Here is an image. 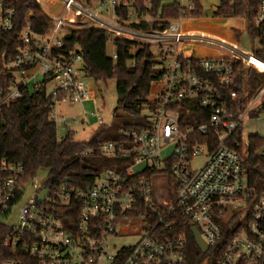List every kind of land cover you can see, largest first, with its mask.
I'll list each match as a JSON object with an SVG mask.
<instances>
[{
	"label": "built area",
	"instance_id": "2783aa9c",
	"mask_svg": "<svg viewBox=\"0 0 264 264\" xmlns=\"http://www.w3.org/2000/svg\"><path fill=\"white\" fill-rule=\"evenodd\" d=\"M61 1L62 14L50 16L53 23L44 34L33 32L29 23L18 33L5 65L13 81L6 93L0 87V106L21 98L24 89L42 86L52 100L49 118L67 129L65 118H58L57 103L95 102L93 89L80 77L82 56L76 50L59 52L65 36L60 32L68 23L136 35L154 45L153 68L162 85L143 125L120 128L117 138L97 146L110 166L89 186L62 182L50 189L43 182L27 192L34 177H26L21 163L0 162V227L9 255L0 264H187V238L179 229L185 218L198 229L207 250L223 245L217 264H264V193L247 187L242 156L231 145H237L232 138L238 126L264 101V84L238 113L228 105L236 93L223 92L233 83L237 60L264 74V62L254 54L264 50V0L258 2L253 23L260 47L209 57L184 52L188 35L181 17L161 31H134L114 22L115 9L133 0H102L113 19L95 17L104 24L85 21L82 16L96 13L77 0ZM180 5L194 10L193 0ZM14 18V8L0 0V33L14 28ZM190 100L200 108L194 115H200V123L182 120V107H176ZM97 120L103 123L99 115ZM43 189L47 193L40 199Z\"/></svg>",
	"mask_w": 264,
	"mask_h": 264
},
{
	"label": "trees",
	"instance_id": "16d2710c",
	"mask_svg": "<svg viewBox=\"0 0 264 264\" xmlns=\"http://www.w3.org/2000/svg\"><path fill=\"white\" fill-rule=\"evenodd\" d=\"M83 7L94 10L96 2L102 0H77ZM201 0H193L194 10L189 11L179 3L161 4L160 0H133L126 7L115 9L114 22L134 31H161L170 20L198 19L202 15ZM15 10L14 28L0 33V87L3 93L9 91L13 74L5 65L13 57L14 45L18 33L27 23L37 34H44L53 23L45 14L37 0H5ZM259 0H219L216 18L245 17L246 30L251 37L256 31L253 23L257 14ZM96 22L99 20L93 17ZM111 40L114 57L106 54V43ZM63 47L59 52L64 55L81 47L77 52L82 56L83 69L94 82H116V101L111 126L101 124L92 136L84 142L74 140V131H67L58 140L56 125L49 118L52 100L44 87L33 90L24 89L23 96L0 106V162L2 160L21 163L27 178L35 177L45 169L47 179L45 185L54 188L67 179L68 185L85 187L93 183L95 177L110 161L104 159L97 151V146L110 139L117 138L120 128H134L146 122L144 109H149L153 101L148 98L152 83L159 77L153 68L151 45L128 37L115 35L113 32L98 26H83L71 29L62 39ZM256 57L264 62V50L254 51ZM233 83L223 89L226 96L235 92L237 99L228 101L234 113L245 108L258 89L264 84V74L246 67L240 60L234 65ZM182 120L191 124L202 121L200 108L195 100L179 102ZM178 108V107H177ZM179 109V108H178ZM264 111V101L259 108L250 111V118H256ZM231 144L242 156L246 174V185L257 193H264V138L258 134L248 135L245 148L243 146L242 125H239ZM93 149L92 155H84V151ZM179 229L187 238V245L192 252V262L187 264H217L223 250L209 247L204 253L196 247L191 235L193 225L187 218L180 219ZM4 230L0 227V260L6 258L8 252L2 245ZM187 259V257H186Z\"/></svg>",
	"mask_w": 264,
	"mask_h": 264
},
{
	"label": "rangeland",
	"instance_id": "374dc122",
	"mask_svg": "<svg viewBox=\"0 0 264 264\" xmlns=\"http://www.w3.org/2000/svg\"><path fill=\"white\" fill-rule=\"evenodd\" d=\"M160 2L163 5L173 2L181 4L182 0H160ZM200 3L202 6L201 17L198 19L184 20L187 35L196 36H189L188 38L192 39L194 37L199 39V41L196 40L193 42L196 45V48L191 50L199 57H209L218 53L227 54L226 47L229 49H233V47H235L244 53H251L252 50L260 47L258 40L248 34L246 30V19L244 16L239 18H216L213 15V9L219 5V0H201ZM98 4H100V8L97 7ZM40 6L49 17H58L63 12L61 0H58L54 5H51V3L48 2L40 4ZM94 7V10L98 12L97 15L100 14L101 17L109 22L113 21V19H111V9L108 5H104L103 2H96ZM67 18H74V16L70 14ZM78 19L79 18L76 17L75 20L78 21ZM92 19L94 18L92 17ZM96 23L104 24L101 20ZM109 27L113 28L111 26ZM73 28L77 27H74L69 23L65 24L62 27L63 30L60 32V36L68 33ZM113 29L117 30L115 27ZM112 31L117 32L115 30ZM60 36L58 35V37ZM127 36L131 38L137 37L136 35L131 34H127ZM209 41L215 42L219 45H213L209 43ZM185 44H187V42ZM181 47L184 48L183 45ZM155 50V46L152 45V53ZM113 53L114 49L111 44V40H108L106 43V54L112 57ZM80 77L90 85L91 89H93L95 102L85 101L74 104L57 103L56 109L58 111V118L61 116L65 118L67 129H64L61 125L57 124L56 133L58 137H62L67 131H74V140L84 142L87 141L100 126L97 120V115L101 117L103 122L102 124H106L107 126L112 125L114 119L113 110L115 108L116 101V82L114 79H109L106 82H94L84 71L80 73ZM161 85L162 80L152 83L148 96L149 99L157 95ZM147 111V109H144L143 113L146 114ZM255 133L264 138V111L258 115L257 119L247 116L246 120L242 123L244 148L247 136ZM46 179L47 171L45 169L40 170L28 183L27 192L32 191L36 185L45 182ZM190 249L187 245L186 257L189 263L192 262V252Z\"/></svg>",
	"mask_w": 264,
	"mask_h": 264
},
{
	"label": "crops",
	"instance_id": "0c3cea01",
	"mask_svg": "<svg viewBox=\"0 0 264 264\" xmlns=\"http://www.w3.org/2000/svg\"><path fill=\"white\" fill-rule=\"evenodd\" d=\"M58 0H50V3H51V5H54L56 2H57ZM89 15H91V16H82V17H84L83 19L85 20V21H87L88 23H93V21H94V19H92V17L94 16V17H97V18H99V19H102V20H105L103 17H101L100 16V14L99 15H97V13L96 14H89ZM78 18H80V17H78ZM70 20L72 19V18H69ZM109 26H111V25H109ZM111 27H113L114 28V26H111ZM127 30H129V29H127ZM132 33H134V32H132ZM138 34V33H137ZM189 36H194V35H189L188 34V37ZM194 37H196V36H194ZM192 38V39H189V38H186V40H189V42L188 41H186L187 42V44H185V46H183L184 48H183V50H184V52L185 53H191V54H193L194 56H198L197 54H195L193 51H191V50H194L195 48H196V45L193 43L194 41H196V40H199V39H197V38ZM131 39H133V40H137V41H139V42H142V39H140V38H138V37H135V38H131ZM209 43H211V41H209ZM223 47H225V46H223ZM227 49H229L228 47H226ZM233 48H235V47H233ZM216 55V54H215ZM260 106H258L257 108H259ZM256 109V108H255ZM258 117H256V118H253V119H257ZM256 134V133H255Z\"/></svg>",
	"mask_w": 264,
	"mask_h": 264
},
{
	"label": "water",
	"instance_id": "95a60500",
	"mask_svg": "<svg viewBox=\"0 0 264 264\" xmlns=\"http://www.w3.org/2000/svg\"><path fill=\"white\" fill-rule=\"evenodd\" d=\"M213 10H214L213 12H215L216 11V8H214ZM75 50L77 52H80V51H82V48L81 47H76ZM63 181L64 182H67L68 180L67 179H64ZM46 193H47V189H43L40 192V194H39V198L41 199L42 196L44 194H46ZM190 231H191V235H192L193 242L196 245V247L200 250V252H202V253L206 252L207 251V245L203 241V239L201 238L198 229L195 226H193V227H191V230Z\"/></svg>",
	"mask_w": 264,
	"mask_h": 264
},
{
	"label": "bare ground",
	"instance_id": "6f19581e",
	"mask_svg": "<svg viewBox=\"0 0 264 264\" xmlns=\"http://www.w3.org/2000/svg\"><path fill=\"white\" fill-rule=\"evenodd\" d=\"M233 49H234V48H233ZM233 49H232V50H233Z\"/></svg>",
	"mask_w": 264,
	"mask_h": 264
}]
</instances>
